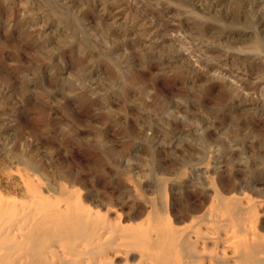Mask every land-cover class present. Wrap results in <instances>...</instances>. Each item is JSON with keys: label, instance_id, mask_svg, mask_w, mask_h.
Listing matches in <instances>:
<instances>
[{"label": "rangeland", "instance_id": "rangeland-1", "mask_svg": "<svg viewBox=\"0 0 264 264\" xmlns=\"http://www.w3.org/2000/svg\"><path fill=\"white\" fill-rule=\"evenodd\" d=\"M71 1L0 0V157L33 153L88 163L107 155L134 161L135 172L142 173L159 168L160 162L176 154L175 149L186 160L222 146L225 138L248 139L247 128L254 127L264 144V27L243 0H225L221 9L211 8L219 11L209 16L219 14L228 29H237L238 34L242 30L239 38L257 34L261 50L253 54L256 60L241 61L228 39L212 40L208 52L204 51L208 41L186 24L194 18L189 7L170 3L174 0H121L129 15L125 19L121 13L122 22L115 24L93 11H83L86 16L79 17L83 4L103 0ZM104 1L112 11V0ZM127 8L138 11L132 12L137 14L136 22ZM143 23L154 31L151 46L142 44L147 37L133 40L135 31L143 33ZM205 62H211L210 70L222 72L242 92L200 71ZM201 81L207 82L206 87ZM98 136H103V145L97 142ZM205 142L210 145L207 150ZM263 144H257L261 150L245 154L249 162L256 153L264 154ZM180 163L173 164L186 170ZM105 169L111 172L110 167Z\"/></svg>", "mask_w": 264, "mask_h": 264}, {"label": "bare ground", "instance_id": "bare-ground-1", "mask_svg": "<svg viewBox=\"0 0 264 264\" xmlns=\"http://www.w3.org/2000/svg\"><path fill=\"white\" fill-rule=\"evenodd\" d=\"M103 1L99 4L95 1L96 5H90L89 1L82 8L80 3L79 17L93 11L103 21L107 18V22L113 20L115 24L121 21V13L126 15L124 0H112L109 3L112 11ZM224 1L170 3L189 7L194 18L187 19L186 24L201 40L208 41L204 51L208 52L212 40L220 43L219 40L228 39L235 44L231 47L241 61L242 58L256 60L253 54L261 50L257 34L251 33L249 39L239 38L242 30L238 34L237 29H228V24L217 17L219 14L209 16L219 11L211 8L219 7ZM243 2L261 18L264 27V0ZM129 11L135 21L137 14H132L138 11ZM128 15L124 18L128 19ZM140 27L143 33L135 31L134 42L147 37L142 44L151 46L154 31L150 32L144 23ZM46 28L45 24L40 32ZM210 68L211 62H207L199 70L212 79L228 81L234 91H241L222 72ZM200 83L205 86L203 83L207 82ZM256 132L254 127L247 128L248 139L225 138L222 146L201 155H190L186 160L181 158L183 153L177 156L175 149L176 154L163 164L160 162L159 168L142 173L135 172L134 161L107 155L90 159L88 163L74 158L72 165L67 160L33 153L19 158L8 154L0 157V264H264V154L256 153L251 162L245 156L263 144ZM102 137L96 138L100 145L105 141ZM189 143L196 146L194 141ZM205 145L206 150L210 148L208 142ZM187 149H183L186 154ZM175 161L187 169L175 167ZM99 182L105 183L103 189ZM150 193L156 196L150 197Z\"/></svg>", "mask_w": 264, "mask_h": 264}]
</instances>
